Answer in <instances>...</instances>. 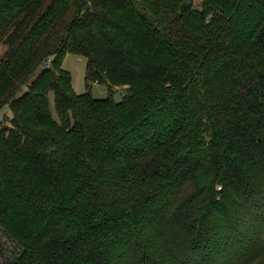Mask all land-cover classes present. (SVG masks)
I'll return each instance as SVG.
<instances>
[{
	"label": "trees",
	"instance_id": "16d2710c",
	"mask_svg": "<svg viewBox=\"0 0 264 264\" xmlns=\"http://www.w3.org/2000/svg\"><path fill=\"white\" fill-rule=\"evenodd\" d=\"M198 5L0 0L2 264H264V0Z\"/></svg>",
	"mask_w": 264,
	"mask_h": 264
},
{
	"label": "rangeland",
	"instance_id": "374dc122",
	"mask_svg": "<svg viewBox=\"0 0 264 264\" xmlns=\"http://www.w3.org/2000/svg\"><path fill=\"white\" fill-rule=\"evenodd\" d=\"M195 4H200V0H195ZM5 50H7L6 46L4 44H0V55ZM86 64V59L76 53H67L62 59V67L69 71V73L71 74L72 88L76 93H83L84 91H86L84 78ZM90 89L95 97L103 98L105 95H107V88L104 84L101 85L93 83ZM121 96L122 93L116 94L115 99H119ZM4 112L8 113L7 110L0 112V119L2 118V113ZM16 250L17 246H15L11 239H9L7 235L0 229V264H2L5 259L11 257L12 254L16 252Z\"/></svg>",
	"mask_w": 264,
	"mask_h": 264
}]
</instances>
